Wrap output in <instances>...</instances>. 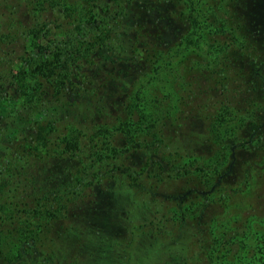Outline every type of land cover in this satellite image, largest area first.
<instances>
[{
    "label": "trees",
    "instance_id": "1",
    "mask_svg": "<svg viewBox=\"0 0 264 264\" xmlns=\"http://www.w3.org/2000/svg\"><path fill=\"white\" fill-rule=\"evenodd\" d=\"M189 1L0 0V264H241L264 10ZM162 73L174 98L147 87Z\"/></svg>",
    "mask_w": 264,
    "mask_h": 264
},
{
    "label": "rangeland",
    "instance_id": "2",
    "mask_svg": "<svg viewBox=\"0 0 264 264\" xmlns=\"http://www.w3.org/2000/svg\"><path fill=\"white\" fill-rule=\"evenodd\" d=\"M212 1L213 0H190L189 2L193 4L195 3V6L204 11L210 4L213 6L215 3L218 4V2H220V0H216L213 3ZM246 1L247 5H249V9H252L256 15L260 14L261 11L264 10V0ZM205 2H207V5L203 6ZM221 10H216V13H226L224 16L226 18L228 16V18L226 19L228 21V24L229 22H232V19L234 20V15L232 14V12H230L228 9L224 11ZM259 23L260 24L257 26V28L260 32L264 29V19ZM198 27L199 28L197 29V36H195L194 38L196 39V41H198L199 47H201L203 50H207V47L210 46V43L207 42V28H205L204 26L202 27V25ZM179 33H183V28L179 30ZM191 49L187 47H181V51L177 57L178 63H176V68L179 69L178 72L182 74H184V70L187 67V61L193 58L196 54ZM204 53H206V51H203L202 55H199L203 57ZM175 86L176 83L173 77L171 75H164L163 73L160 75L159 79L147 82V87L149 89H156L158 92L160 91L161 93H166L171 98L175 97ZM237 166L239 167V164ZM208 215L206 213L205 219ZM250 219L251 220L248 227V233L245 240L243 241L244 251L241 255L240 262L241 264H264V220L257 217H251Z\"/></svg>",
    "mask_w": 264,
    "mask_h": 264
}]
</instances>
